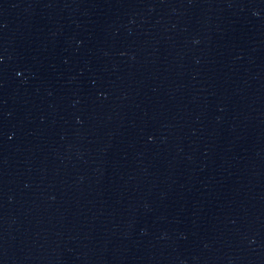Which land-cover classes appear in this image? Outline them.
<instances>
[{"label":"water","instance_id":"1","mask_svg":"<svg viewBox=\"0 0 264 264\" xmlns=\"http://www.w3.org/2000/svg\"><path fill=\"white\" fill-rule=\"evenodd\" d=\"M0 264H264V0H0Z\"/></svg>","mask_w":264,"mask_h":264}]
</instances>
